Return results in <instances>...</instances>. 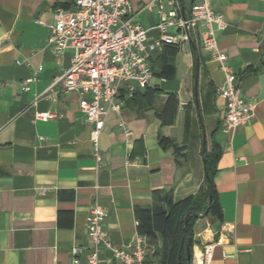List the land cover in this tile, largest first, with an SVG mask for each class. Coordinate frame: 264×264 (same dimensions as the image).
<instances>
[{
  "label": "crops",
  "instance_id": "1",
  "mask_svg": "<svg viewBox=\"0 0 264 264\" xmlns=\"http://www.w3.org/2000/svg\"><path fill=\"white\" fill-rule=\"evenodd\" d=\"M149 1L130 0L136 11ZM71 2L0 0V264L85 261L92 247L86 225L95 198L106 209L114 245H130L137 237L146 240V234L161 230L168 258L172 232L159 215L168 209L167 188L176 162L154 129L167 127L168 138L188 155L200 185L202 122L206 129L203 117L208 115L221 122L216 138L223 150L214 178L222 219L214 216L209 229L220 228L209 264H264V0H211L228 21L219 37L226 63L236 72L244 95L256 102L251 121L238 127L223 124L226 103L218 90L224 70L217 59L199 52L197 71L196 50L184 48L181 56L188 65L183 78L154 73L145 89L122 91L127 110L108 113L98 158L80 95L53 90L42 94L61 68L70 65V51L57 55L48 38L54 10ZM157 14L154 6L139 18L153 27ZM156 34L154 28L148 33L152 57L165 62L171 53L179 61L175 47L163 52L154 45ZM39 67L43 71L31 90L22 91L23 82ZM167 67L176 70L177 64ZM156 101L162 102V113H156ZM38 110L57 117L36 119ZM206 238L193 252L206 246ZM104 256L111 252L104 250Z\"/></svg>",
  "mask_w": 264,
  "mask_h": 264
},
{
  "label": "built area",
  "instance_id": "2",
  "mask_svg": "<svg viewBox=\"0 0 264 264\" xmlns=\"http://www.w3.org/2000/svg\"><path fill=\"white\" fill-rule=\"evenodd\" d=\"M154 6L158 10V20L153 27H148L139 14L152 11ZM53 16L48 43L57 55L70 51V65L61 68L42 94L53 90L80 95L84 120L92 125L90 139L97 158L108 113L114 110L122 114L127 110L120 99L122 91L132 94L145 89L152 80L153 57L148 46L151 28L157 31L154 45L163 52L168 47L178 51L197 49L219 61L225 72L218 92L225 98L222 121L226 127H238L254 118L256 102L244 95L236 72L226 63L227 53L220 48L219 37L228 21L211 0H195L189 10L182 0H150L138 11L130 0H72L67 7H57ZM42 71L39 67L23 82L21 90L30 91L31 83ZM33 115L39 120L57 117L55 112L41 110ZM89 208L86 226L92 247L86 260L77 264H159L150 258L145 239L137 237L127 246H117L110 241L106 209L100 199L95 198ZM215 246L209 244L193 252L192 264H209L215 255ZM104 250L111 252L109 258H105Z\"/></svg>",
  "mask_w": 264,
  "mask_h": 264
},
{
  "label": "trees",
  "instance_id": "3",
  "mask_svg": "<svg viewBox=\"0 0 264 264\" xmlns=\"http://www.w3.org/2000/svg\"><path fill=\"white\" fill-rule=\"evenodd\" d=\"M182 2L189 10L195 0H182ZM152 64L154 73L179 78H183L188 65L183 56L179 58V61L169 57L166 62L156 57L152 59ZM175 64H177L176 70L167 67L168 65L173 67ZM250 70L252 69H248V71ZM132 96L128 97L127 101H130ZM159 104L160 106H157ZM152 105L155 106L156 113H162V102L156 101ZM203 119L204 121L206 119L207 133L205 151L202 136L200 153L203 161V180L200 185L196 183L188 155L177 151L168 138L167 127L159 125L154 129L160 140L163 141L164 149L174 156L176 162L174 180L167 188L168 209L159 215V218L162 217L172 232L171 250L168 258L161 230L146 234V241L149 246L148 254L156 259L159 264H192L196 237L207 229V216H218L219 220L222 219V206L214 181L215 174L218 172V162L223 152L216 138L221 122L215 115L204 116ZM219 234L220 228L217 226L206 246L217 241Z\"/></svg>",
  "mask_w": 264,
  "mask_h": 264
},
{
  "label": "rangeland",
  "instance_id": "4",
  "mask_svg": "<svg viewBox=\"0 0 264 264\" xmlns=\"http://www.w3.org/2000/svg\"><path fill=\"white\" fill-rule=\"evenodd\" d=\"M164 52H166V51H164ZM168 53V52H167ZM169 54V53H168ZM177 54H179L180 56L182 55V53H181V51H178L177 52ZM177 56V55H176ZM169 57H173L172 56V54L170 53L168 56H166V59L168 60L169 59ZM173 58H176V57H173ZM166 60V61H167ZM165 61V62H166ZM175 66V65H174ZM191 71H193L194 72V66L192 67V69H191ZM213 218H214V216H212V215H209V216H207V218H206V221H207V225H208V227H207V229L206 230H204L203 232H201L200 234H198V236L196 237V243H198L199 241H200V239H204V238H206L204 241L207 243V241L208 240H210V237H211V235L215 232V229L212 231V232H210L209 231V229L211 228V226L213 225ZM209 232V234L205 237V235H206V233H208Z\"/></svg>",
  "mask_w": 264,
  "mask_h": 264
},
{
  "label": "water",
  "instance_id": "5",
  "mask_svg": "<svg viewBox=\"0 0 264 264\" xmlns=\"http://www.w3.org/2000/svg\"><path fill=\"white\" fill-rule=\"evenodd\" d=\"M196 50V53H197V71H198V69H199V52H198V50L197 49H195ZM200 119L202 120V117H201V115H200ZM202 128H203V149H204V151H205V148H206V129H205V126H204V124H203V122H202ZM184 236H185V233H184Z\"/></svg>",
  "mask_w": 264,
  "mask_h": 264
}]
</instances>
